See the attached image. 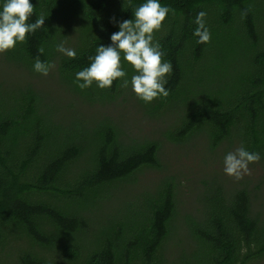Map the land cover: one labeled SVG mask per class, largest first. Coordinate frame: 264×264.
I'll list each match as a JSON object with an SVG mask.
<instances>
[{
    "label": "trees",
    "instance_id": "16d2710c",
    "mask_svg": "<svg viewBox=\"0 0 264 264\" xmlns=\"http://www.w3.org/2000/svg\"><path fill=\"white\" fill-rule=\"evenodd\" d=\"M145 2L30 0L28 22L43 15L44 25L0 54V264H264L257 187L210 173L180 214L175 175L145 180L162 169L165 144L210 154L243 146L264 161V0H159L172 9L154 33L173 66L169 95L139 99L123 53L127 88L118 78L80 89L76 73ZM201 11L211 33L202 44ZM65 40L74 59L56 50ZM37 56L55 64L68 105L33 81ZM131 102L155 129L132 131L114 114Z\"/></svg>",
    "mask_w": 264,
    "mask_h": 264
},
{
    "label": "clouds",
    "instance_id": "9594fccd",
    "mask_svg": "<svg viewBox=\"0 0 264 264\" xmlns=\"http://www.w3.org/2000/svg\"><path fill=\"white\" fill-rule=\"evenodd\" d=\"M34 12L30 0H6L0 11V54L14 49L18 42H26V37L40 29L45 23L41 15L35 23H29ZM168 6H162L159 0H146L134 11V19L123 20L119 23V31L111 35L112 44L100 45L96 55L89 57V67L76 73V82L80 89H86L96 82L101 89L110 88L115 80L123 78L121 87L127 88L129 81L127 73L122 69L121 54L123 59L131 64L138 74L131 78V85L137 97L146 103L169 95L165 85L166 77L173 73L170 61H164L165 53L161 45L154 40V33L162 29V25L169 13ZM248 9L241 15L246 16ZM207 13L201 11L197 14L195 23L198 27L194 35L198 37L197 43H209L211 33L206 27ZM67 41L56 45V50L69 58L76 57V51L65 47ZM45 49L40 47L38 52L43 54ZM55 67L54 63L42 62L36 57L33 69L35 72L47 76ZM82 81V82H81ZM261 156L257 152H250L243 146L234 152H229L224 159V171L230 177L241 180L244 175H250L249 165L258 163Z\"/></svg>",
    "mask_w": 264,
    "mask_h": 264
},
{
    "label": "rangeland",
    "instance_id": "374dc122",
    "mask_svg": "<svg viewBox=\"0 0 264 264\" xmlns=\"http://www.w3.org/2000/svg\"><path fill=\"white\" fill-rule=\"evenodd\" d=\"M2 67V64H0ZM2 70V71H1ZM7 72L5 69L0 68V72ZM53 72V71H52ZM52 72L47 76L41 75L42 78H35V83L40 82V85L47 91H54L58 94L60 103L62 106L68 105L71 99L68 98V94L63 92L58 87V82L52 79ZM63 94V95H62ZM123 108L118 109L114 114L120 115L123 120L126 121L127 125L132 131H143L147 132L151 128L155 129L156 125L151 122L148 124L144 121L139 122L140 113L139 110L134 106L133 102L128 105H122ZM116 115V116H118ZM236 149L230 151H224L218 149L214 154H210L204 149L203 145H197L194 148H186L180 146H174L171 144H165L162 150V169L156 171L147 172L145 176L147 180H155L160 178L162 175H175L180 184V192L178 196V208L179 213L183 214L186 212H192L196 206V197L198 192L202 188V183L207 179L210 173H218L219 178L222 180H228L232 182H244L248 184L249 188L256 190L253 192L256 195L255 205L259 206L261 211H264V161L258 163H252L249 165L251 174L244 175L243 179L236 180L233 177L227 175L224 171V159L227 153L234 152ZM174 242L177 239L173 240ZM170 252H175V249Z\"/></svg>",
    "mask_w": 264,
    "mask_h": 264
}]
</instances>
